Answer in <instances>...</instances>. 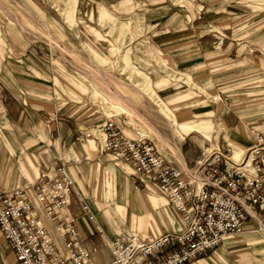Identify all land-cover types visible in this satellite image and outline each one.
Here are the masks:
<instances>
[{
	"label": "crops",
	"instance_id": "obj_1",
	"mask_svg": "<svg viewBox=\"0 0 264 264\" xmlns=\"http://www.w3.org/2000/svg\"><path fill=\"white\" fill-rule=\"evenodd\" d=\"M17 1L58 40L91 41L146 76L187 138L184 155L160 152L168 162L185 170L208 151L249 149L252 130L264 137V0ZM41 54L0 11V194L29 186L34 199L39 173L53 172L55 159L64 163L75 182L70 212L82 244L91 255L103 252L96 264L111 261L105 239L148 241L179 231L169 199L152 185L136 189L130 168L100 149L108 119L131 139L135 129ZM254 228L248 222L244 234L223 241L217 250L227 246L228 257L216 249L205 255L218 264H264V237ZM0 264H19L1 232Z\"/></svg>",
	"mask_w": 264,
	"mask_h": 264
},
{
	"label": "built area",
	"instance_id": "obj_2",
	"mask_svg": "<svg viewBox=\"0 0 264 264\" xmlns=\"http://www.w3.org/2000/svg\"><path fill=\"white\" fill-rule=\"evenodd\" d=\"M123 123L128 124L126 117ZM102 130L101 151L130 168L136 189L152 185L165 195L182 224L179 231L148 241L125 234L105 239L111 255L108 264H189L226 238L244 234L248 222L255 225L254 233L264 234V137L258 131H251L254 144L249 149L225 146L222 151H208L183 170L137 130V138L131 139L111 119ZM53 165V172L39 173L31 186L34 199L29 186L0 194V232L19 264H96L70 212L75 182L64 163L55 159ZM82 212L95 222L85 204Z\"/></svg>",
	"mask_w": 264,
	"mask_h": 264
},
{
	"label": "rangeland",
	"instance_id": "obj_3",
	"mask_svg": "<svg viewBox=\"0 0 264 264\" xmlns=\"http://www.w3.org/2000/svg\"><path fill=\"white\" fill-rule=\"evenodd\" d=\"M0 11L40 49L50 66L60 68L70 82L82 89L86 98L106 108L109 114L126 117L131 126L163 155L167 153L174 159L179 149L180 154L182 152L184 155L188 146L187 138L179 134V128L151 90L146 76L131 67L129 59L110 55L107 48L97 51L91 41L58 40L48 27L29 15L17 0H0ZM194 164H190L189 168ZM49 232L56 237L51 228ZM263 239L261 237L260 240ZM227 250L225 245L216 249L225 258L229 256ZM102 253L101 250L92 253L91 259L96 261L97 257H102ZM209 257L205 255L189 264H197L200 260L207 261L205 264H218L216 258Z\"/></svg>",
	"mask_w": 264,
	"mask_h": 264
}]
</instances>
